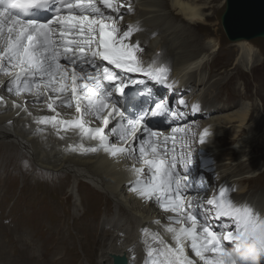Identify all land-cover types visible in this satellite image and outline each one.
Instances as JSON below:
<instances>
[{
  "label": "snow or ice",
  "instance_id": "6c2138e0",
  "mask_svg": "<svg viewBox=\"0 0 264 264\" xmlns=\"http://www.w3.org/2000/svg\"><path fill=\"white\" fill-rule=\"evenodd\" d=\"M122 7L115 0H0V74L8 77L9 92L28 93L54 113L33 117L38 125L51 126L62 139V131L80 137L73 150H103L142 162L141 167L133 165L132 191L174 214L164 226L174 243L159 232L145 230V264H197L188 247L203 264H220L217 257L253 215L252 209L235 207L227 188L207 200L185 196L192 187L191 165L185 161L186 174H180L175 135L163 136L151 123L168 109L162 100L157 102L140 90L144 79L132 76L142 74L171 88L166 83L168 69L155 62L144 65L138 56L139 43L129 42L139 28L129 25L122 30L119 24ZM59 108L74 109V118H61ZM94 121L101 126H90ZM170 140L171 148L161 147ZM85 141H94L95 146L86 147ZM200 142H205V136ZM212 215L219 229L210 223Z\"/></svg>",
  "mask_w": 264,
  "mask_h": 264
},
{
  "label": "bare ground",
  "instance_id": "6f19581e",
  "mask_svg": "<svg viewBox=\"0 0 264 264\" xmlns=\"http://www.w3.org/2000/svg\"><path fill=\"white\" fill-rule=\"evenodd\" d=\"M213 1L215 0H127V2L119 0L118 4L127 3L128 9L130 8V2L133 7L140 10V14L125 20L127 24H124V27L132 25L144 29L142 33L133 38V40L139 42L140 46L147 47L140 51L138 56L141 54L143 58L152 60L154 56L160 58L159 53L162 52L163 59H158L159 62L170 61L169 59L174 57L175 60L172 61L173 72L178 80H181V85L191 84L195 85L197 90L200 86L207 89V94L203 98L196 94L197 91L194 97H199L206 102L211 101V104L215 102L222 103V105L215 106L217 110H220L229 103L236 105L235 97L237 93L236 91L224 92L228 82L222 80L221 77H217L215 65H212L213 63L209 64L214 56L218 55L221 46L220 43L215 41L204 42L203 37L205 35L201 32L205 25H209L208 17H211V11L206 13L205 10L212 6ZM225 5L226 0H222L219 5L221 10ZM234 45L239 50L238 55L241 53L237 59L238 65L241 64V61L243 69L245 68L248 71L252 68V65L256 64L254 57L257 49L247 39L236 41ZM147 52L152 54L145 57L144 54ZM204 67H207L209 71L206 76L203 75L204 77H202L199 71ZM240 75H243V73H240ZM0 81H3V84H0V97H3V100L0 101V187L5 189L9 184L8 182H13L16 179L23 180L22 185L24 186H28L31 181L35 182L36 185H42L44 182L51 183V181L57 179L58 175L60 176L58 179L60 186L56 184L57 187L49 188L43 194L45 196L55 194L63 196L66 193L68 198L72 197V214H69L68 217L65 215V210L59 211L64 204L61 199L62 205L61 202L55 205L59 208V212L55 214L49 227L47 226L50 230V236L57 235L51 230L53 226L66 229L63 238L56 236L57 248L50 255L53 257L57 254L58 256L53 259V263H74L76 255L71 249L74 239L75 245L78 242L80 246L84 247L88 260V262L84 261V264H114L115 259H119L126 264H139L144 255L143 246L146 229L149 232H159L169 243H174L171 240V234L167 233L164 228L165 225L171 223L168 216L174 214L165 212L160 206L158 207V204L155 207L156 203L145 200L132 191L136 174L128 158L121 156L115 162L103 150L95 153H82L73 150L80 143L79 136L72 132L64 133L62 131L61 136H64L62 139L56 135L51 126L38 125L33 117L53 115L54 113L40 102H36L34 97L28 93L17 96L13 91L12 95L6 96L9 79L0 74ZM11 96L14 97L11 98ZM261 100L262 110L259 109L260 107H254L253 110L249 109L251 107H245V110L239 111L236 110L237 107L229 113L226 112L217 116L212 114L213 116L208 122L210 128L214 129L212 135L216 134L218 137L213 140L211 135V142L209 145H204V147L213 152L215 160L216 157L224 154L218 147L226 140H233L232 143L236 145L241 143L239 149L233 153L229 152L227 159L230 162H224L225 164L221 166L225 167L228 164L225 170L222 171L225 175L232 172L238 173L237 171H243L247 168L253 169L257 164L258 158L249 161L241 159L242 161L238 164L232 162L236 160V157L249 153V149H246V147L251 146L252 149H259L258 142L264 143V133L259 135L258 130H256H263L264 122L257 119V117L254 120L251 118L253 111H262L264 116V95H261ZM203 103L205 108L213 113L212 108L205 105V102ZM16 105H19V107ZM58 111L61 113V118L66 119L65 115L62 114L64 109L59 108ZM28 112H31L32 115L29 116ZM256 115L258 114L256 113ZM41 127L46 129L39 134L40 132L36 130ZM228 127L235 130L233 138L225 135ZM191 131L192 129L186 135L187 138L192 137ZM245 131L248 132L249 136H242ZM85 146H95V142L85 141ZM229 148L231 146L227 147V149ZM243 158L245 157L243 156ZM39 161L41 163H38ZM218 161L216 160V163ZM134 165L141 167L142 162L135 159ZM216 171L219 173L218 169ZM61 172L66 174L59 175ZM239 180H241L239 183L238 180H230V183L235 182L239 185L238 190L241 195L246 190H252V194L256 199L259 201L264 200L263 173H259L254 177H242ZM221 181L227 182V179L222 178ZM22 189L21 191H23ZM20 196H22L21 193ZM240 198L238 201L249 202L259 211L260 209L264 211V206L257 205L258 203L254 204V198H247V196V199L245 197ZM46 205L54 206L52 203H46ZM84 206L86 207L84 208ZM159 209L162 211L160 212ZM88 212H91V215L87 216L86 213L88 214ZM70 215L73 217L72 223L68 221ZM1 217L0 264H25L22 261L26 260L24 259L25 255H29L33 245L29 239L25 240V236L23 237L19 233L20 230L17 227L4 225L6 223L1 221ZM213 218L211 217L210 220ZM157 220H164L165 222L157 224ZM79 221L82 224L80 223V228H77ZM78 230H81V232ZM43 238L45 239V237ZM50 251L47 249L42 251L41 254L44 255L50 253ZM193 256H195L194 252ZM36 259L39 261L40 258L39 254L35 252Z\"/></svg>",
  "mask_w": 264,
  "mask_h": 264
},
{
  "label": "rangeland",
  "instance_id": "374dc122",
  "mask_svg": "<svg viewBox=\"0 0 264 264\" xmlns=\"http://www.w3.org/2000/svg\"><path fill=\"white\" fill-rule=\"evenodd\" d=\"M221 2H222V0H215L212 2V6H211L212 8L209 7L208 9H206L207 11L205 10L206 13H209L211 11V15H210L211 17H208L209 25L208 24L205 25L202 28L201 32H202V34L205 35L203 37L204 42L215 41V42H218L221 44V46L219 48L218 55L214 56L213 60L210 61L209 64L213 63L212 65H215L214 67L217 69V71H216L217 77H221L222 80L228 82L224 92L227 93L229 91H236L237 94L235 97V102H236L235 104L236 105H233L232 103H230L229 105L225 106V109H223L221 111L214 110L213 112H214V114L215 113H219V114L224 113L225 114L226 112H228V113L232 112L237 107L238 108L236 110H239V111L245 110V107H247V108L251 107V108H249L250 110H253L254 107H257V108L260 107L259 109L262 110L263 105H262L261 95H264V37H255V38L248 39V41H250L255 46V48L257 49L256 55L254 57V62L256 61V64L252 65V68L248 69V71L245 68L243 69V66L241 65L242 62L240 61L241 64H239V65L237 62V59L241 55V53L238 55L239 50H238L237 46L234 45L236 41L230 40L227 32L223 28L221 17H222V14L225 12L226 5L221 10V7H219ZM122 5L125 6L126 4L122 3ZM139 11H140L139 8L134 7L130 12L125 14V17H123L122 19H119V24L121 26H123L124 24L127 23V22H125V20H127L129 18L131 19L133 17H136L138 14H140ZM242 40H244V39H242ZM237 41H239V40H237ZM146 48L147 47H145V49ZM150 54H152V53L147 52L144 55L146 57ZM159 55H160V59H163L162 52L159 53ZM143 59H144V61H149V59H147V58H143ZM169 60L172 63V61L175 60V58L171 57V59H169ZM204 68H202L200 70L201 72L199 71V74L201 73L200 75L202 77L206 76L208 74V71H209L207 67H204ZM231 72H232V74H231ZM240 73H243V75H240ZM246 86H247V88H246ZM251 87H253V88H251ZM200 91H201V94H200ZM206 91H207V89L202 88V90L200 89L198 91V93L201 96H204V94H206ZM10 94H12V92H9L7 90L6 96L7 95L10 96ZM12 97H14V96H11V98ZM207 104H208V102H207ZM215 104L216 103H214V105ZM65 112L67 113L68 109H64V113ZM256 113L258 115H256ZM262 113H263L262 111H260V112L259 111H253L251 114L252 120H254L257 117V119H261V121L264 122V116L262 115ZM260 117H262V118H260ZM43 129L44 130L42 132H44L46 128H43ZM256 130H258L259 135L263 134L264 133V126H263V130H261V131L259 129H256ZM42 132H40L39 134H41ZM234 134H235V130L232 129V127L226 128L225 135L227 137L233 138ZM246 135L249 136L248 132L246 133V131H245V134L242 136L244 137ZM212 136H213V140H215L216 137H218V136H216V134L212 135ZM232 141L233 140L228 139L223 144L219 145V147H218V149H220L222 152H224V154L222 155L223 157L221 156V160L219 159L220 162L218 161L219 170L221 171V175H223L222 171H223V169L225 170V167L228 166V164L225 167H221V166H223L226 162H230V160L227 159L229 152H231V153L235 152L237 149H239V147L241 145V143L240 144L238 143L239 145L233 144ZM258 145L260 146L259 149H252L251 146L246 147V149H249V153H247L246 155H243L245 158H243V156L236 157V160H234L232 162L233 164L234 163L238 164L242 160L243 161H249V160H255L256 158H258L256 166H254L253 169L247 168V169H244L243 171H237L238 173H236V172L228 173V175L225 176L227 181L238 180L239 182H241V180H239L240 178H242V177H245V178L254 177V176L258 175L259 173H263V178H264V143L258 142ZM229 146H231V148L227 149V147H229ZM261 157H263V158H261ZM32 162L34 163V161H32ZM38 163H41V162L39 161ZM30 171H32V170H30ZM61 174H66V173H64V172L59 173V175H61ZM21 175H22V171H21ZM59 178H60V176L57 175V179L51 181V183L50 182H44V184H42V185H36L35 182L31 181L28 186L22 185L23 180L16 179L13 182H11V181L8 182L9 184L6 187L7 189L6 188L3 189L2 187H0V192H1L0 193V196H1L0 197V199H1L0 200V216H2L1 221L6 223V224H4L6 226L17 227L20 230L19 233H21L23 235V237L25 236V240L29 239V241L33 245L29 255H25L24 259H26V260L22 261V262H25V264H29V263H31V264H42V262H43V264H56L55 262L53 263V259H56V257L58 255L56 254L55 256L52 257V255H50V254L52 252H54L55 248H57L56 242H55L56 236L63 238L65 235L64 233H65L66 229H64L62 227H58V226H53L51 230L53 233H57V235L50 236L51 234H50V230H48V227L51 224V221H53L55 214L57 212H59L61 210H65V212H66L65 215L68 217H69V214H72V202L73 201H72V197L68 198L67 197L68 194H66V193L63 196H60V194L45 196L43 194V192L49 190V188H55L58 185L60 186V181L58 180ZM56 184H58V185H56ZM22 187H24V188L22 189ZM8 189H9V191H7ZM21 189L24 192L21 191ZM245 192L242 195H241V193H237L238 198L241 197L240 199H242L244 197L246 198V196H247V198H251V199L254 198L253 200L255 203H258L259 205L264 206V200L259 201L258 199H256V197L252 194L253 193L252 190H246ZM249 192H250V194H249ZM20 193L22 194V196H20ZM36 193H39V194H36ZM52 193H54V192H52ZM4 198H6V199H4ZM42 198H44V199H42ZM61 199H62V202L64 201L63 202L64 204L61 207V209L59 210V208L55 205H57L59 202H61ZM62 202H61V205H62ZM7 203H10V204H7ZM46 203H49V204L52 203L54 206L50 207L49 205H46ZM85 207L86 206H84V208ZM10 209H12V210H10ZM86 215L87 216L91 215V212H88V214L86 213ZM70 216L72 217V215H70ZM70 218L68 221H69V223H72L73 217L71 219ZM160 221H161L160 223L165 222L164 220H160ZM80 223H81L80 221L77 223L78 224L77 228H80V226H81ZM78 231L81 232V230H78ZM43 237H45V239ZM36 241H38V242H36ZM73 243L74 244H71V246H73V247H71V249H73V252H75V255H76L73 264H76V263L77 264H84L85 262H88L87 257H86L85 252H84V249H83L84 247L82 245L80 246L78 244V242L75 245V239H74ZM42 245H44V246H42ZM44 249L45 250L49 249L51 251H50V253H45L46 254V256H45V254L44 255L41 254L42 251H45ZM35 252L39 254V258H40L39 261L37 259L35 260ZM81 258H83V259H81ZM91 263H93V262H91Z\"/></svg>",
  "mask_w": 264,
  "mask_h": 264
},
{
  "label": "clouds",
  "instance_id": "9594fccd",
  "mask_svg": "<svg viewBox=\"0 0 264 264\" xmlns=\"http://www.w3.org/2000/svg\"><path fill=\"white\" fill-rule=\"evenodd\" d=\"M123 1L127 2V0H123ZM123 27L124 26H121L122 29ZM164 61L172 64L170 61L167 60ZM177 83L181 85V81ZM186 85H190V84H186ZM181 86H185V85H181ZM201 88L203 87H199L198 90L197 88L193 89V92L189 95L190 98L192 99L197 98L194 97L196 91H197L196 94L199 95V97L203 98V96H201L198 93V91ZM206 94H204V96ZM199 97L197 99L199 103L198 101H196L195 104V110L198 111V114L195 115V117L188 116L191 125L187 128V131L189 132L192 129L191 133L193 135L192 134L191 135L194 138L202 133L201 128H199L200 126H202V128H208L212 132V130L214 129L210 128V123L208 122L213 115L214 116L220 115L219 113H215V114L214 112L211 113L208 109L205 108L203 102H205V105L210 106L213 111L217 110L215 106L219 104L222 105V103H217V102H215L216 103L215 105L211 104V101H208L207 104L206 101H202ZM227 105L229 104H226L225 106ZM223 109H225V107H223L220 110ZM187 134L184 135V139L190 140L192 137L187 138L186 136ZM235 207H238L240 209H246V208L252 209L253 215L248 217L246 219V222L242 223L241 228L234 233L231 244L229 246H226L223 250L222 255L217 257L218 261L220 262V264H264V214L255 211L253 207L247 203H239V204L235 203ZM243 219L244 217L242 216V220Z\"/></svg>",
  "mask_w": 264,
  "mask_h": 264
},
{
  "label": "water",
  "instance_id": "95a60500",
  "mask_svg": "<svg viewBox=\"0 0 264 264\" xmlns=\"http://www.w3.org/2000/svg\"><path fill=\"white\" fill-rule=\"evenodd\" d=\"M222 24L230 40L264 37V0H226ZM114 264H126L115 259Z\"/></svg>",
  "mask_w": 264,
  "mask_h": 264
}]
</instances>
